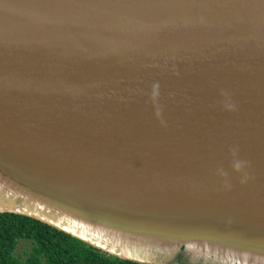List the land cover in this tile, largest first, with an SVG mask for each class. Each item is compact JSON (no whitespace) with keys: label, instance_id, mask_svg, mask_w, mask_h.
Segmentation results:
<instances>
[{"label":"water","instance_id":"95a60500","mask_svg":"<svg viewBox=\"0 0 264 264\" xmlns=\"http://www.w3.org/2000/svg\"><path fill=\"white\" fill-rule=\"evenodd\" d=\"M0 204L138 264H264V0H0Z\"/></svg>","mask_w":264,"mask_h":264},{"label":"trees","instance_id":"16d2710c","mask_svg":"<svg viewBox=\"0 0 264 264\" xmlns=\"http://www.w3.org/2000/svg\"><path fill=\"white\" fill-rule=\"evenodd\" d=\"M20 246H24V250L21 254H16ZM0 264L138 263L110 256L35 219L2 213Z\"/></svg>","mask_w":264,"mask_h":264},{"label":"clouds","instance_id":"9594fccd","mask_svg":"<svg viewBox=\"0 0 264 264\" xmlns=\"http://www.w3.org/2000/svg\"><path fill=\"white\" fill-rule=\"evenodd\" d=\"M156 87V86H154ZM232 154L234 157H237V150L233 149ZM245 162L241 161L240 159L236 158L233 162V170L236 172H240L242 168L244 167ZM221 175H226V173L223 172V170H220Z\"/></svg>","mask_w":264,"mask_h":264},{"label":"rangeland","instance_id":"374dc122","mask_svg":"<svg viewBox=\"0 0 264 264\" xmlns=\"http://www.w3.org/2000/svg\"><path fill=\"white\" fill-rule=\"evenodd\" d=\"M23 250H24V246H20V247L18 248L16 254H21V253L23 252ZM171 261H172V262H178V263H180V264H191V263L189 262V258H188V257H185V256L180 255V254H177V255L175 256V258H172V259H171Z\"/></svg>","mask_w":264,"mask_h":264},{"label":"bare ground","instance_id":"6f19581e","mask_svg":"<svg viewBox=\"0 0 264 264\" xmlns=\"http://www.w3.org/2000/svg\"><path fill=\"white\" fill-rule=\"evenodd\" d=\"M10 209H12V208H7V207H3L2 206V204H0V211H9ZM12 210H14V209H12ZM113 248H110V249H115L114 247L116 246L115 244H112L111 245ZM116 251H118V252H122L123 254H125L126 255V253H125V250L124 249H122V248H117L116 249ZM137 254H139V252L137 251ZM137 254H132L131 255V252L129 251L128 253H127V255H129V256H131V257H136V258H142V255H137ZM225 259V258H224ZM228 260H231V259H228Z\"/></svg>","mask_w":264,"mask_h":264}]
</instances>
